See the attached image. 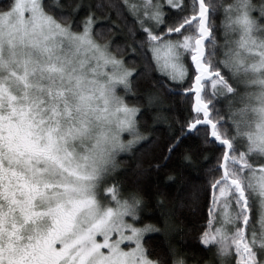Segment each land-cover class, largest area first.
Listing matches in <instances>:
<instances>
[{
  "label": "snow or ice",
  "instance_id": "obj_1",
  "mask_svg": "<svg viewBox=\"0 0 264 264\" xmlns=\"http://www.w3.org/2000/svg\"><path fill=\"white\" fill-rule=\"evenodd\" d=\"M0 264H264V0H0Z\"/></svg>",
  "mask_w": 264,
  "mask_h": 264
},
{
  "label": "trees",
  "instance_id": "obj_2",
  "mask_svg": "<svg viewBox=\"0 0 264 264\" xmlns=\"http://www.w3.org/2000/svg\"><path fill=\"white\" fill-rule=\"evenodd\" d=\"M183 107H184V105H183L182 101L179 103L174 102L175 115H180ZM157 135H160V133H157ZM183 172H184V177H183V180L181 181L180 184L169 183L167 185L162 186L163 190L165 192L171 194V196L173 198H175V196L180 192V189L184 184H187L189 181L196 183L201 179V173L194 168L185 169V170H183ZM202 223H203V221L201 220L198 223H196L195 226L199 227L200 224H202ZM192 225H193V219L190 216H187V214H186V218L182 221L181 227L188 230L192 227Z\"/></svg>",
  "mask_w": 264,
  "mask_h": 264
}]
</instances>
